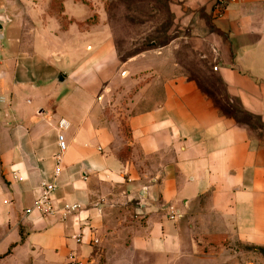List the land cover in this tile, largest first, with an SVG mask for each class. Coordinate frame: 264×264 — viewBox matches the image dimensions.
Masks as SVG:
<instances>
[{
    "label": "crops",
    "instance_id": "1",
    "mask_svg": "<svg viewBox=\"0 0 264 264\" xmlns=\"http://www.w3.org/2000/svg\"><path fill=\"white\" fill-rule=\"evenodd\" d=\"M217 1L167 0L161 29L111 0H0V264H240L234 244L264 248V0ZM41 182L79 209L23 215Z\"/></svg>",
    "mask_w": 264,
    "mask_h": 264
},
{
    "label": "rangeland",
    "instance_id": "2",
    "mask_svg": "<svg viewBox=\"0 0 264 264\" xmlns=\"http://www.w3.org/2000/svg\"><path fill=\"white\" fill-rule=\"evenodd\" d=\"M109 2L106 4L108 5ZM112 4H124L127 6L128 14L127 20L136 22L139 20L159 23V27L164 29L168 22L169 10L167 0H111ZM95 18V15L94 17ZM217 101L225 111L232 112L239 119L249 121L255 128H258L259 124L246 114H243L239 110L231 109L226 104L227 102L222 96L216 98ZM260 134H264V131H258ZM4 180V175L0 169V183ZM235 251L239 254L240 264H264V248H253L241 243L234 244ZM216 262H196V264H215Z\"/></svg>",
    "mask_w": 264,
    "mask_h": 264
},
{
    "label": "built area",
    "instance_id": "3",
    "mask_svg": "<svg viewBox=\"0 0 264 264\" xmlns=\"http://www.w3.org/2000/svg\"><path fill=\"white\" fill-rule=\"evenodd\" d=\"M236 0H218L217 5L219 9L217 10L216 14L221 13V8L225 7L226 4L235 2ZM216 70L217 67H214ZM68 127V122L66 119L61 118L57 123L58 133H57V146L58 151L54 156L55 159V176L60 172L61 166L60 163L62 161V156L67 148V144L64 140V136L62 134V130ZM56 189L55 183L52 182H41L39 184L38 190L39 193L37 197L34 199L32 205L23 210V215H28L31 212H37L43 216H55L59 215V219L61 221L65 220L67 216L73 212H76L80 205L78 203L66 204L63 207L55 206L52 194ZM77 243L81 242L80 235H73L72 236ZM99 243L98 238H93L90 241V244L96 246ZM67 264H90L92 259H83V258H76L75 254L70 253L67 256Z\"/></svg>",
    "mask_w": 264,
    "mask_h": 264
},
{
    "label": "trees",
    "instance_id": "4",
    "mask_svg": "<svg viewBox=\"0 0 264 264\" xmlns=\"http://www.w3.org/2000/svg\"><path fill=\"white\" fill-rule=\"evenodd\" d=\"M235 117H236L238 120L243 121V120L239 119L236 115H235Z\"/></svg>",
    "mask_w": 264,
    "mask_h": 264
}]
</instances>
